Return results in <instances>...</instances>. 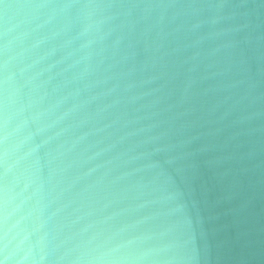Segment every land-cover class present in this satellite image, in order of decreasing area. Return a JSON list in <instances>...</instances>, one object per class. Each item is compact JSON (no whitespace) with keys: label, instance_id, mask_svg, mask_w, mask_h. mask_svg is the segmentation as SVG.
Segmentation results:
<instances>
[{"label":"water","instance_id":"95a60500","mask_svg":"<svg viewBox=\"0 0 264 264\" xmlns=\"http://www.w3.org/2000/svg\"><path fill=\"white\" fill-rule=\"evenodd\" d=\"M0 264H264V0H0Z\"/></svg>","mask_w":264,"mask_h":264}]
</instances>
